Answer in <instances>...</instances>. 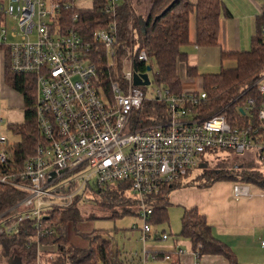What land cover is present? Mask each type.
Wrapping results in <instances>:
<instances>
[{"label":"built area","instance_id":"2783aa9c","mask_svg":"<svg viewBox=\"0 0 264 264\" xmlns=\"http://www.w3.org/2000/svg\"><path fill=\"white\" fill-rule=\"evenodd\" d=\"M76 1L9 0L3 11L12 23L0 25V46L8 48L10 69L34 77V109L44 137L19 171H0V183L27 191L9 210L22 207L20 216L14 221L3 220L0 234L18 233L21 221L29 218L37 231L39 253L40 237L55 233L46 221L48 211L71 206L77 195L84 194L82 201L90 200L87 193L92 192L91 187L103 188L113 180L130 181V197L140 201L141 238L145 242L151 233L147 219L153 211L146 199L200 167L208 161L210 151L251 156L264 172V106L257 114L262 126L239 128L221 112L199 116L196 106L206 98L204 91L173 94L158 84L149 95L143 88L146 84L135 83L136 75L142 77L154 70L146 49L136 54L134 49L128 50L122 77L106 92L99 63L89 56L90 44L74 29L65 28L60 19L63 9L77 6ZM119 2L109 0L106 11L115 14ZM117 30L113 23L94 33L98 53L113 58L118 55ZM139 63L151 64V70L141 71ZM257 87L264 95V76ZM147 98L165 103L166 118L155 125L133 128V113ZM246 104L254 107L255 99L247 98ZM5 142L6 136L0 135V144ZM8 156L6 148H1L0 161L5 162ZM254 193L264 195V188L242 182L233 185L236 199ZM159 237L167 239L168 233ZM261 245L264 247V238ZM143 254L146 264L150 256Z\"/></svg>","mask_w":264,"mask_h":264},{"label":"trees","instance_id":"16d2710c","mask_svg":"<svg viewBox=\"0 0 264 264\" xmlns=\"http://www.w3.org/2000/svg\"><path fill=\"white\" fill-rule=\"evenodd\" d=\"M60 1L74 3V0ZM108 1L92 0L91 6L88 7L72 6L63 9L60 17L65 28L74 29L90 44L89 56L99 63L98 66L102 70L100 77L106 92L114 80L122 77L123 61L128 55V50L134 49L136 54L139 50L146 49L154 65L156 83L169 89L171 93L179 94L184 91L182 75L179 72L182 66L185 67L188 77L201 78L200 91L206 92V98L196 106L199 116L206 117L221 112L235 127L246 128L249 124L262 126L257 114L264 106V95L259 92L257 82L264 76V12L257 16V30L248 49L221 50V68L217 72L200 73L196 66L189 64V53L185 47L192 43L198 47L219 45L220 20L223 15H229L224 0H148L147 11L143 15L136 7L141 3L140 0H120L117 12L113 15L106 11ZM192 22L195 26L194 40L191 37ZM113 23H117L119 39L118 55L114 58L104 52L98 53L93 39L96 31L108 29ZM228 61H233L234 65L224 66ZM110 63L113 66H110ZM149 66L151 67V64L139 63L138 68L141 71H148ZM4 79L24 98V120L7 125L19 140L10 141L6 136L5 144H0V149L6 148L9 155L5 162L0 161V171L3 169L19 171L25 160L44 142L34 109L35 80L32 75L14 73L10 69L9 57L5 64ZM249 97L255 99L254 107L247 106L246 100ZM241 108L244 109V113ZM164 118L165 103L147 98L141 107L134 111L132 126L141 128L155 125ZM203 164L206 165L203 167V174L191 183L183 181L188 178V173L166 184L160 192L146 199L148 206L153 209L147 219L151 225V233L148 234L147 240L151 235L159 238L160 233L166 232V229L157 231L155 228L157 229L160 224L169 223L171 194L180 187L189 184L209 187L217 181H232L264 188V172L256 167L254 162L242 167H229L230 169L221 167L211 170L206 168L208 161ZM130 188L131 183L128 180H113L106 187H91L89 190L92 191L90 194L98 196L101 207L109 212L108 217L115 219L126 214L140 216V201L130 197ZM89 190L87 189V192ZM26 195L27 191L22 188L0 183V224L3 220L14 221L20 216L22 207L9 210ZM83 198L84 194L77 195L71 206L55 207L48 211L46 221L54 226L55 233L40 237V241L43 244H52L55 249L52 251L43 249L39 253L37 231L34 222L28 218L21 221L18 233L0 234V257L6 258L10 264L113 263L115 259L113 242L104 236L103 230H94L87 235L89 245L86 248L71 244L68 238V225L71 222L96 217L94 211L87 212L82 209ZM175 236L190 241L197 259L204 255H221L229 264H240L237 253L215 236L207 216L201 213L197 206L183 207L181 230ZM144 252L148 254L146 250ZM118 255L119 253H116L117 257ZM167 255L170 256L169 259L165 258ZM143 256L144 254L138 256V264H144ZM156 257L167 264H181L177 258H173L171 252H160ZM134 260L133 256L131 262L134 263Z\"/></svg>","mask_w":264,"mask_h":264},{"label":"crops","instance_id":"0c3cea01","mask_svg":"<svg viewBox=\"0 0 264 264\" xmlns=\"http://www.w3.org/2000/svg\"><path fill=\"white\" fill-rule=\"evenodd\" d=\"M8 1L0 0V12L3 11V7ZM224 1L229 15L221 17L219 45L198 47L192 43L185 47L189 53V64L196 66L200 73L217 72L221 68V50L248 49L251 38L257 30V16L264 12V0ZM191 37L194 40V22L191 24ZM8 57V48L1 46L0 96L2 99H6L7 105L11 107L9 110L7 108L8 111H6L10 123H19L17 121L21 119V112L13 107H24V98L5 82L4 69ZM228 62H225L224 66ZM179 72L182 75L184 91L202 89L201 78L188 77L183 66ZM213 186L212 189L205 192L210 195L207 202L187 200L185 206H197L200 212L207 216L215 236L237 253L240 264H264V247L261 245V240L264 238V195L254 193L251 197L236 199L233 195V188L231 189L229 185H227L229 188L221 185ZM165 231L169 233L167 230ZM69 240L71 239L69 238ZM149 240L150 244H146ZM75 241L77 242L75 244L81 248H86L89 245V242L79 241V239ZM146 243L143 251L146 250L150 256L147 264H167L166 261L156 257V255L159 256L160 252H171L173 258H177L181 264H229L228 260L221 255H204L197 259L190 241L172 234L167 239H160V237L151 235ZM41 249L52 251L55 247L52 244H42ZM180 249L183 250L181 254L178 253ZM7 263L10 264L8 260Z\"/></svg>","mask_w":264,"mask_h":264},{"label":"rangeland","instance_id":"374dc122","mask_svg":"<svg viewBox=\"0 0 264 264\" xmlns=\"http://www.w3.org/2000/svg\"><path fill=\"white\" fill-rule=\"evenodd\" d=\"M141 3L136 5L137 10L142 15L147 11L148 0H140ZM138 2V1H137ZM92 0H81L76 1L77 6L88 7L91 6ZM1 7V6H0ZM8 22L12 23L4 11L0 12V25L6 24ZM234 62H228L226 66H233ZM156 70V67H155ZM149 84L143 85V88L147 90L149 95H152L155 87L158 86L154 78V72L149 71ZM162 87V86H161ZM11 109L7 105L6 99H2L0 96V135H5L10 141H18L19 137L14 136L13 133L8 129L7 125L10 123L8 117L6 116V111ZM21 112V119L17 122H22L24 120V107H13ZM208 156V170L221 168L228 169L229 167H242L250 162H254L256 167L261 168L259 161H254L251 156H245L241 154H235L229 152L228 150H212L207 153ZM230 169V168H229ZM203 174V167H197L193 169L188 178L183 181L185 183H191L198 176ZM214 185V186H213ZM213 187L221 185L222 187L233 188L234 183L232 181H217L213 184ZM229 185V186H227ZM200 187L197 184H189L180 187L173 191L171 194V204L169 205V223L158 225L157 231L166 229L169 233L176 235L181 230V217L183 214V207L186 205L187 200H196L197 202H207L210 199L209 193L206 191L212 189L211 187ZM89 194L90 200L82 202V209L84 211L90 212L94 211L96 217L93 219H86L80 222H71L68 225V234L71 239V244L78 246L75 240L89 242L87 235L94 230H103L104 236L109 238L113 242V248L115 251V259L111 264H138V256L143 254L144 243L141 240V228L143 225V219L140 216L133 214H126L121 217L112 219L109 218V212L101 207L98 201V196L94 194ZM138 226V228H134ZM150 244V240L146 243ZM79 247V246H78ZM116 253H119L118 257ZM134 256L135 262L132 263L131 259ZM6 258L0 257V264H8ZM104 264V263H100Z\"/></svg>","mask_w":264,"mask_h":264},{"label":"water","instance_id":"95a60500","mask_svg":"<svg viewBox=\"0 0 264 264\" xmlns=\"http://www.w3.org/2000/svg\"><path fill=\"white\" fill-rule=\"evenodd\" d=\"M148 70H151V67L150 66L148 67ZM142 77L144 78V80H143ZM142 77L139 76V75H136L135 76V83L136 84H148L149 83V77H148V75L147 74H143ZM240 110L243 113L245 112L243 108H241ZM205 166H206L205 164H201L200 165V167H205ZM17 264H20V263H17Z\"/></svg>","mask_w":264,"mask_h":264}]
</instances>
